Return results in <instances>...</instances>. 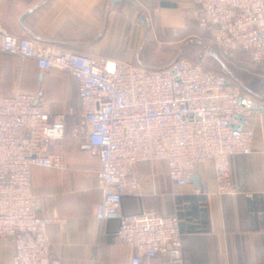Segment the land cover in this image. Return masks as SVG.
I'll return each instance as SVG.
<instances>
[{
  "label": "built area",
  "instance_id": "built-area-1",
  "mask_svg": "<svg viewBox=\"0 0 264 264\" xmlns=\"http://www.w3.org/2000/svg\"><path fill=\"white\" fill-rule=\"evenodd\" d=\"M192 2L191 17L223 51L264 61V0ZM0 52L33 59L42 71L61 69L77 80L82 123L70 136L77 139L85 129L97 152L102 196L95 218L119 220L116 235L135 251L129 264L158 256L183 264L180 218L155 210L124 214L123 199L144 196L141 181L133 177L144 162H163L178 187L191 182L196 165L211 162L217 192L235 193L231 158L251 154L255 138L250 127L255 110L241 103L239 86L184 58L155 70L115 62L110 71L106 57L47 49L1 23ZM66 133V115L52 120L41 96L0 95V239H13L14 264H63L52 257L48 235L56 219L37 212L41 197L33 192L32 170L64 168L63 154L48 149Z\"/></svg>",
  "mask_w": 264,
  "mask_h": 264
},
{
  "label": "crops",
  "instance_id": "crops-1",
  "mask_svg": "<svg viewBox=\"0 0 264 264\" xmlns=\"http://www.w3.org/2000/svg\"><path fill=\"white\" fill-rule=\"evenodd\" d=\"M193 7L192 0H0V23L16 35L28 33L47 49L157 68L151 46L166 52L162 39L187 27ZM195 42L208 50L202 40ZM252 68L248 71L255 73L256 87L242 94L264 105V61ZM17 91L41 96L52 120L66 115V137L48 149L63 154L64 168L32 170L33 192L41 197L37 212L56 219L48 227L52 257L63 264H129L135 251L116 235L119 220L95 218L102 196L97 152L85 129L77 139L70 136V129L82 123L77 80L61 69L42 71L33 59L0 52V95ZM250 127L255 133L252 153L231 158L235 193L217 192L211 162L196 165L198 185L184 187L170 181L163 162H144L133 172L144 196H125L122 213L177 215L183 264H264V112L252 113ZM14 256L13 239H0V264H14ZM145 263L171 264L162 256Z\"/></svg>",
  "mask_w": 264,
  "mask_h": 264
},
{
  "label": "rangeland",
  "instance_id": "rangeland-1",
  "mask_svg": "<svg viewBox=\"0 0 264 264\" xmlns=\"http://www.w3.org/2000/svg\"><path fill=\"white\" fill-rule=\"evenodd\" d=\"M186 23L187 27L183 31L178 32L177 35L162 39L164 44L163 46L167 49L166 52L160 49L155 50L156 48L151 46V52H153L151 53L152 57L154 59H159L156 63L158 64L157 67L172 64L174 61L184 58L193 62L202 63L203 66L213 71H224L221 65L209 56L208 50L205 49L203 45L195 42V40H202L206 45H208V47L217 51L220 58L227 64L228 73L230 71L233 74V76H229L233 81L235 80L241 92L245 93L249 92V90L255 89V73L253 71H248V69H253L252 67H254V64L256 63L252 62L247 54L239 51H223L221 48L212 44L210 39L201 35L197 24L192 17L188 16ZM159 40L154 41L153 43L156 45Z\"/></svg>",
  "mask_w": 264,
  "mask_h": 264
},
{
  "label": "water",
  "instance_id": "water-1",
  "mask_svg": "<svg viewBox=\"0 0 264 264\" xmlns=\"http://www.w3.org/2000/svg\"><path fill=\"white\" fill-rule=\"evenodd\" d=\"M119 1H123V0H114V3H117ZM29 12L30 11H28L27 13H25V15L28 14ZM25 15L22 16L21 20L24 18ZM208 51H209V54H210L211 57L217 59L221 63V65H224L223 62H222V60L219 58V56L213 50H211V49L208 48ZM114 66H115V62L111 61L110 64H109L110 71H113L114 70ZM228 84H230V83L228 82ZM240 101H241V103L243 105H246L247 107H251L254 110H258L260 112H264V105L259 104L258 102H254L252 99H249V98H247L245 96H241L240 97ZM240 119H241V121L243 120L242 117ZM191 182H193V183H195V184L198 185L199 184V178H198V176L197 175H193V177L191 179Z\"/></svg>",
  "mask_w": 264,
  "mask_h": 264
},
{
  "label": "trees",
  "instance_id": "trees-1",
  "mask_svg": "<svg viewBox=\"0 0 264 264\" xmlns=\"http://www.w3.org/2000/svg\"><path fill=\"white\" fill-rule=\"evenodd\" d=\"M20 35H25V36H29V34L28 33H23V34H20ZM204 35H207L206 37L209 39L210 38V40H211V43L212 44H214V45H216L213 41H212V39H211V37H209L208 36V34H204ZM30 37V36H29ZM217 47H219L218 45H216ZM220 48V47H219ZM209 49H211V50H213L218 56H219V54L217 53V51H215L213 48H210L209 47ZM243 53V52H242ZM8 54V53H7ZM246 54V53H245ZM12 55V54H11ZM18 56V55H17ZM249 56V55H248ZM211 57V56H210ZM250 57V56H249ZM213 58V57H212ZM219 58H220V56H219ZM213 59H215V58H213ZM221 59V58H220ZM220 65H221V63L217 60V59H215ZM222 60V59H221ZM250 60L252 61V59L250 58ZM222 62H223V64L224 65H221V67L224 69V71H222V72H218V71H215V72H218V73H221V74H223V75H225L226 77H227V79H228V82L230 83V84H233V85H238L236 82H235V80L233 81L232 80V78L229 76V75H231V76H233V74L229 71V73H228V71H227V69H228V66H227V64L222 60ZM252 62H254V63H258V62H255V61H252ZM195 63H199V62H195ZM171 64H166V65H164V66H161V67H157V68H149V67H146V68H148V69H151V70H155V69H162V68H166V67H169ZM205 67V66H204ZM206 68V67H205ZM206 69H208V68H206ZM208 70H211V69H208ZM213 71V70H212ZM241 94H242V92H241ZM243 95V94H242ZM244 96V95H243Z\"/></svg>",
  "mask_w": 264,
  "mask_h": 264
}]
</instances>
